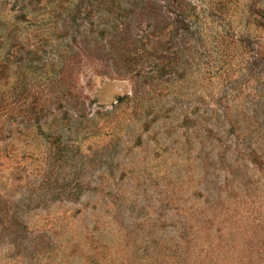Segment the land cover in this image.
Instances as JSON below:
<instances>
[{"label": "rangeland", "instance_id": "374dc122", "mask_svg": "<svg viewBox=\"0 0 264 264\" xmlns=\"http://www.w3.org/2000/svg\"><path fill=\"white\" fill-rule=\"evenodd\" d=\"M78 1L11 5L25 15L13 50L31 82L43 86L56 57L76 51L71 38L85 24ZM242 10L240 1L207 17L204 36L222 19L243 26ZM245 24L264 49V28ZM263 62L235 99L242 122L230 127L236 116L229 113L212 118L209 135V120H187L184 110L214 107L178 86L174 92L183 95L150 101L153 108L132 113L133 103H123L108 117L74 127L63 120L44 134L0 116V264H264ZM260 66L262 78L254 81ZM73 67L79 82L71 83L104 108L130 92L129 81L110 76L94 58ZM252 105L253 117L239 111Z\"/></svg>", "mask_w": 264, "mask_h": 264}, {"label": "trees", "instance_id": "16d2710c", "mask_svg": "<svg viewBox=\"0 0 264 264\" xmlns=\"http://www.w3.org/2000/svg\"><path fill=\"white\" fill-rule=\"evenodd\" d=\"M9 1L0 0V116L18 118L19 130L34 126L38 133L44 134L51 126L71 119L74 127L83 120L108 117L111 111L122 108L123 103H133V113L150 101L158 103L169 93L183 95L181 91L174 92L177 86L189 89L195 103H205L206 99L214 107L209 111L198 106L184 110L187 120H209L205 125L208 135L215 130L212 118L219 120L229 113L236 116L227 121L230 127L242 122L235 99L264 59V49L251 40L257 36L245 29V23L255 29L264 28V0H79L78 11L85 24L71 38L76 51L68 54L73 48L66 44L70 50L64 57H56L58 64L55 69H49L51 78L43 86L31 82V70L16 59L20 53L13 50L19 42L16 24L24 21L25 15L21 5L16 9L11 6L17 0H11L12 4ZM240 1L246 8L241 12L246 15L243 26H233L222 19L211 34L204 36L207 17H214L219 11L223 13L224 9L228 13ZM119 10L123 12L119 18L112 15ZM92 16L91 21H86ZM66 27L63 23V29ZM90 57L109 67L110 76L129 81L130 92L119 96L111 109L97 104L82 87L71 83L73 79L79 82L73 62L82 63ZM261 68L254 81L262 78ZM227 101L233 106L223 105ZM89 109L92 112L87 113ZM171 110L168 108L166 112ZM239 111L253 117L257 109L252 105ZM145 125L148 126L147 122ZM9 128L5 131L10 132ZM219 128L224 131L223 124Z\"/></svg>", "mask_w": 264, "mask_h": 264}]
</instances>
